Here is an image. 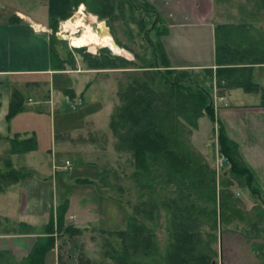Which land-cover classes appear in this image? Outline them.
<instances>
[{"label":"rangeland","instance_id":"374dc122","mask_svg":"<svg viewBox=\"0 0 264 264\" xmlns=\"http://www.w3.org/2000/svg\"><path fill=\"white\" fill-rule=\"evenodd\" d=\"M144 1L155 7L162 18L169 15L164 14L166 8L172 13L171 17L176 19L179 16L174 8L168 7L169 2H172L173 6V4H178L179 0ZM93 3L94 0H80V4L71 17L77 16L87 23L100 21L106 23L113 41L123 52L114 54L109 48L105 47V49L110 52L111 56L118 57L116 64L120 69L106 70L107 73L104 71L105 73L101 74L105 75V79L101 80L106 81L104 84L98 83L89 90L84 108L79 107L72 110L66 102L61 112L52 114V116L47 113L33 116L37 110L36 105L26 108L24 111L28 114L26 117L29 120L31 118L39 121L37 128L40 127V131L36 130V136L41 148L37 152L22 157L4 155L6 153L2 149L4 143H0L2 146L0 148V172L7 170L3 160L9 159L19 177L16 183H11L7 187H4V183L0 180V235L15 237L23 235V232H19V223L17 224L22 220L34 227V232L23 235V241H18L21 243L20 247H23V257L25 258L30 252L27 253V249L31 239L39 236L36 233L40 232L47 223L50 214L56 211L65 199L69 200L65 225L82 230V233L75 237L61 236L54 251L46 253L44 264H58V255L64 264H79L81 257L88 258L95 264H114L107 258L105 252L109 250L108 242L118 249L119 241L104 232L125 229L127 218L134 214V209L139 203L138 191L133 181L134 170L131 155L127 152L116 151L117 139L109 129V120L112 109L120 104L119 89H125L133 78L132 73H129L131 65L125 61L132 62L136 67H144L143 60H150L152 51L147 42L137 35L139 29L136 21L130 18V11L125 3L123 12L116 10L114 17L105 19H100L98 15L94 14L93 11H96L98 7ZM214 4L217 11L214 14L213 26L223 23L226 28L221 30L222 34L217 33L218 45H226L232 52L233 47L242 43L244 46L241 50L243 51L250 49V41H254V46L261 48L253 37V35L259 36L258 42L264 38V8L260 0H214ZM0 6L2 7L0 17L8 18L11 16L10 11H20L32 21L42 22L40 30H47L51 37V30L45 28L47 0H0ZM134 17L137 21L144 19L146 26L151 27L152 19L144 12H136ZM170 19L166 21H174ZM179 21L177 20L175 23ZM246 21L253 29L261 28L262 33L254 31V34L251 35L248 30H246L248 33L244 32L242 25ZM64 22H59L56 34L72 37L73 34L64 30ZM164 25L166 27L168 23ZM79 31L80 29L77 31V36L80 34ZM182 31L180 28H174L170 34L175 32L182 34ZM238 33L242 34L241 39ZM148 38L152 43L157 41L154 31H149ZM64 42L58 45L61 57L65 58L67 54H71L74 60L79 63L81 56L75 48L85 46L69 38ZM117 43L124 48L118 46ZM70 48L73 49L75 55L66 53L70 52ZM88 48H93L94 51H90ZM85 51L92 56H97L98 52L92 46L85 47ZM236 59L243 61L233 60L232 64H240L245 61L243 57ZM64 62L66 63V61ZM219 68L220 66L216 63L213 67L193 68L188 71L191 78L201 81L210 90L214 121L206 116L198 119L196 125L190 129L191 135L188 137L185 134L183 143L185 147L187 145L190 152L196 153L198 158H201L213 169L217 191L223 187V185L221 186L222 180L228 179L231 182L228 187L229 202L234 203L239 211V215L229 211L225 212L227 215L225 225L213 231V234L217 236V242L213 244L214 255L211 263L264 264V251L257 248V245L264 247V120L260 121L264 118L260 117L261 113L256 110L251 113L252 115H248L250 114L247 113L248 111H240L235 114L234 111H230V92L235 88L225 87L224 82L218 86L219 82L214 74ZM204 69L212 70L211 83L204 76ZM260 79H263L260 80L263 85L264 78L261 76ZM237 93L233 96L236 97L238 104H252L260 98L257 93H244L242 90H238ZM22 94L24 100L27 97H33V93L28 90H23ZM110 99H112V103ZM231 99L233 101V97ZM110 103L113 104V107H110ZM244 118H248V120H244ZM92 119L96 120V126L89 125L88 122L85 123ZM80 124H82L79 128L81 135L77 133L74 135V132H70ZM220 126H222V132L226 137L238 146L242 165L250 171L251 184L249 183V185L255 193H252L247 186L246 175L231 172L226 157V160L221 157L223 159L222 167L216 168L217 152L220 150L218 142ZM93 127L101 129L99 130L100 136H102L99 137L100 139L90 140L91 134L88 132ZM78 138L80 139L77 140ZM65 161L71 163L69 171L57 170L56 172L53 170V166H59ZM88 165H95L97 173L93 171L92 167H87ZM76 178L87 179L90 184H78L75 182ZM160 214L156 221H146L145 224L164 244L167 237L165 217L164 212ZM205 230L211 231L208 228ZM20 261H15L12 255H6L0 259V264H16Z\"/></svg>","mask_w":264,"mask_h":264},{"label":"trees","instance_id":"16d2710c","mask_svg":"<svg viewBox=\"0 0 264 264\" xmlns=\"http://www.w3.org/2000/svg\"><path fill=\"white\" fill-rule=\"evenodd\" d=\"M260 2L264 8V0ZM124 3L129 8L130 18L136 21L139 29L137 35L151 48L152 58L143 60L144 67H136L132 62L125 61L131 65L129 73H132L133 78L125 89H119L120 104L112 109L110 115L109 129L117 139L116 151L127 152L132 158L133 181L138 191L139 203L134 214L127 218L125 229L104 232L119 241L118 249L108 242L109 250L105 255L114 264H212L213 244L217 242L213 231L225 225V212L239 215V211L234 203L229 202L228 187L231 182L228 179L222 180L223 187L217 191L213 169L198 158L196 153L190 152L183 143L185 134L188 137L191 135L190 129L198 119L206 116L214 121L210 90L201 81L191 78L189 70L171 68L161 42L167 29L158 26L161 22L158 12L144 0H94L93 4L98 9L93 12L100 19L114 17L116 10L124 11ZM79 4L80 0H47V27L51 30L52 40L56 39L59 22L68 20ZM139 11L152 19L150 28L146 26L144 19H135L134 15ZM13 19L19 20L16 16ZM216 29L218 30V26H215V33ZM149 31H154L157 38L155 43L148 38ZM118 46L124 48L120 44ZM88 49L94 51L93 48ZM109 49L114 54L123 52L113 45ZM75 50L87 70L120 69L116 64L118 57L111 56L105 48L99 50L97 56L86 53L85 48ZM228 50L226 45H216V63L220 68L214 75L219 82L218 86L224 82L227 88L257 93L260 96L259 107L264 108V89L253 82L252 69L234 66L248 63L232 64ZM51 59L57 60L58 68L63 70L65 62L60 60L54 48L51 49ZM67 61L71 67H75L74 57ZM258 61L261 59L253 62ZM253 62L249 64H255ZM203 73L211 83L212 70L204 69ZM21 108L22 103L18 97L13 98L7 118L14 116ZM218 142L221 153L230 164L231 172L246 175V184L255 193L249 185L250 171L242 165L238 146L226 137L222 126ZM11 144L12 154L35 151L33 137L23 141L15 139ZM3 162L7 170L0 172V180L7 187L16 183L19 177L9 159H4ZM75 182L90 184L87 179L81 178H76ZM68 208L69 200L65 199L50 214L40 232L36 233L39 236L35 238L29 254L16 264H44L46 253L56 248L61 236L75 237L82 233L78 228L65 225ZM161 212H164L167 235L164 244L145 224L146 221H156ZM18 226L23 235L35 230L26 223H19ZM206 228L211 231H206ZM257 248L264 251L261 245H257ZM6 255L9 254L0 252V259ZM57 262L64 264L59 255ZM79 264L95 263L81 257Z\"/></svg>","mask_w":264,"mask_h":264},{"label":"crops","instance_id":"0c3cea01","mask_svg":"<svg viewBox=\"0 0 264 264\" xmlns=\"http://www.w3.org/2000/svg\"><path fill=\"white\" fill-rule=\"evenodd\" d=\"M168 7L174 8L179 16L176 19L171 17L172 13L166 8L164 14L169 15L164 18L159 15L161 20L159 25L161 26H158L166 28L167 31L169 30L161 38V42L171 68L190 70L193 68L213 67L216 64L217 33L220 32L222 34L221 30L226 29L225 27H220L225 26L223 23H218L216 24L218 30L216 29V33L214 31V14L217 11L214 0H179L178 4H173V6L172 2H169ZM0 9H2L1 6ZM9 13H11V16L8 18L0 17V143H4V147L2 148L0 145V148L3 149V152H6L4 155L22 157L37 152L41 148L36 136V130L40 128H37L39 121L31 118L29 120L26 117L28 114L24 112L26 108L32 105L37 106L33 116H40L42 113H47L49 116L55 115L61 112L66 102L72 110H76L79 107L84 108L87 103L89 90L98 83H105L106 80H101L105 79V75L101 74L105 73L106 70H87L82 58H80L79 63L75 60V67H71L67 60H70L72 55L67 54L65 58H62L58 51V45L65 43L64 40L57 37L56 40H52L47 30H40L43 25L42 22L32 21L20 11L15 10ZM14 16L18 17L19 20L13 19ZM167 19L171 21H166ZM163 20L166 24L168 23V26L165 27ZM177 20L180 21L175 23ZM243 24L244 32L248 30L251 35L254 34V31L262 33L261 28L255 27L253 29L249 26L248 21ZM226 27L228 26L226 25ZM45 28H48L47 20L45 21ZM174 28L182 29L183 33L175 32L170 34V31L174 30ZM238 34L241 39L242 34ZM253 37L255 41L257 40L256 44L261 48L254 46V41H250V49L242 51L241 49L244 45L242 46V43H240L238 46L233 47L232 52L228 50V57L229 59L231 58L230 60H237L238 62L242 59L236 58L243 57L244 63L248 64L238 67L251 68L253 82L264 89V84L262 85L260 82V80H263L260 79L261 76L264 78V38H261L263 40L258 42L259 36L253 35ZM251 40H253L252 37ZM53 48L59 55L60 60L66 61L63 65V70L58 68L59 62L57 60L53 61L51 59V49ZM66 53L75 55L72 48H70V52ZM255 59H261V61L253 62ZM251 62L255 64L250 65L249 63ZM23 90L33 93V97H27L24 100ZM238 90L242 89L235 88L230 92L234 101L232 103V99L229 98L230 111H234V114L240 111H248L247 113H250L248 115H252L251 113L256 110L261 113L259 114L260 117L264 118V108L259 107L260 98L252 104H238L236 97L233 96ZM17 97L22 103V108L14 116L7 118L10 103L13 98ZM110 102H113L112 99H110ZM111 103L110 107H113ZM246 119L248 120V118H244V120ZM263 120L261 119L260 121L262 122ZM86 122L90 123L89 125L96 126V120L93 121L92 119ZM80 126L82 124L70 132H74V135L76 133L80 134ZM99 130L101 129L96 127L89 130L88 133L91 134L90 140L102 137ZM32 137L35 140V151L19 154L11 153L13 140L23 141ZM104 137L106 136L104 135ZM87 167H92L93 171L97 173L95 165H88ZM18 223L26 222L22 220ZM34 239H31L27 253L32 248ZM18 241H23V235L16 237L0 235V252L12 255L15 261L22 260L24 258L23 247H20L21 243Z\"/></svg>","mask_w":264,"mask_h":264},{"label":"bare ground","instance_id":"6f19581e","mask_svg":"<svg viewBox=\"0 0 264 264\" xmlns=\"http://www.w3.org/2000/svg\"><path fill=\"white\" fill-rule=\"evenodd\" d=\"M79 14V12H78ZM76 16V15H75ZM90 24H94V23H87L85 22L84 19H80L77 16L73 18V21L67 20L63 23V28L64 30L70 32L72 35V37H67L70 40L77 42V43H82L83 46L85 47H89L93 45H98L101 44L102 46H105L107 48L112 47V41H110L107 38H102L100 41L97 39V36L95 34V32L92 31ZM35 25V24H34ZM98 28H100V25L98 24ZM78 29H80V34H77ZM218 155V159H217V166L216 168L219 169L218 167V160L225 158V156L221 153V151L219 150L217 152ZM222 157V158H221ZM223 160V159H222ZM226 160V158H225Z\"/></svg>","mask_w":264,"mask_h":264},{"label":"water","instance_id":"95a60500","mask_svg":"<svg viewBox=\"0 0 264 264\" xmlns=\"http://www.w3.org/2000/svg\"><path fill=\"white\" fill-rule=\"evenodd\" d=\"M70 21H73V17L70 18ZM98 24L100 25V28H98ZM90 27L93 32H95L97 39L100 41L102 38H107L110 41H112L113 47H117L115 42L112 39V35L110 32V29L107 27L106 23L104 21H100L98 23L90 24ZM57 38L66 40L68 39L66 36L61 35L60 33L56 34ZM95 50H100L104 48L105 46H102L101 44L93 45ZM213 264V263H212Z\"/></svg>","mask_w":264,"mask_h":264},{"label":"built area","instance_id":"2783aa9c","mask_svg":"<svg viewBox=\"0 0 264 264\" xmlns=\"http://www.w3.org/2000/svg\"><path fill=\"white\" fill-rule=\"evenodd\" d=\"M222 165H223V163H222V159L220 160H218V167L220 168V167H222ZM71 168V164H70V162L69 161H65L62 165H60V166H54L53 167V169L55 170V171H57V170H63V171H67V170H69Z\"/></svg>","mask_w":264,"mask_h":264}]
</instances>
